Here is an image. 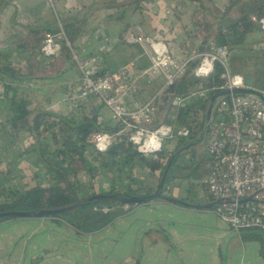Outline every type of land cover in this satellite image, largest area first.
Listing matches in <instances>:
<instances>
[{
    "label": "crops",
    "instance_id": "obj_1",
    "mask_svg": "<svg viewBox=\"0 0 264 264\" xmlns=\"http://www.w3.org/2000/svg\"><path fill=\"white\" fill-rule=\"evenodd\" d=\"M11 1L14 0L0 2V63L23 65L31 58V40L34 38V35L30 34L31 29L44 30L49 34V31L56 29L57 22L65 25L85 21L81 34L74 44L75 48L83 57L93 53L100 54L105 68L111 71L129 63L134 65L142 58L141 48L138 45L127 44L124 40L125 33L130 30L134 35H148L160 27L158 24L162 19L170 28L166 33L170 51L179 56L180 43L185 40L184 29L190 25L191 14L195 9V5L190 1L168 8L164 0H154L133 11L129 7L111 3L112 0H53L52 6L48 5L47 0H15L20 6V11L16 12L9 7ZM201 1L207 5L206 7L214 5L216 9L221 7L225 10L224 0H211L212 3ZM254 1H237L231 8L228 19L236 20L241 12L248 11L254 5ZM166 9L172 13L170 16H164L163 12ZM17 16L27 20L26 26L23 27L27 34L15 30L16 26H20ZM247 37L250 47L247 50H243L242 47L235 49L229 56L235 54L243 57V77L253 87L256 84L255 78L245 77V70L249 67V60L252 61L250 66L254 72L261 66L262 59L257 60V57L264 56V31L252 33ZM25 39L26 43L23 41ZM105 39L108 40L109 51L101 53L100 48ZM58 74L56 77L31 82L27 99L29 110L44 109L61 116L68 115L65 102L66 88L69 84L78 83L79 74L71 61L65 62ZM37 81H40L42 86L34 89L33 83ZM54 86H58L61 92H54ZM2 92L0 86V124L6 118V111L1 106ZM126 102L128 107L139 104L135 93H132ZM98 113L102 123L111 122L106 109L101 107ZM28 136V133L22 132L18 142L13 144L14 148L11 146L13 150L11 148L7 151L15 154L17 151L15 148L26 149ZM7 141V137L1 135L0 131V149L7 146ZM23 161L25 159L22 157L13 158V167L21 169ZM28 161L31 162L29 158ZM135 162L126 166L132 168L128 171L130 176L128 178L124 176V181L120 183H117V177L121 176L118 171L114 174L110 172L103 174L97 181L96 191H106L113 186L125 190L129 184L132 190L141 185L154 188L155 191L158 182L156 176L147 173L143 166L135 169ZM21 170L22 172L18 170L20 174L16 175L26 177L25 171ZM177 176L172 180L173 186L180 182L181 174ZM26 184L24 181V185ZM172 197L183 198L181 194ZM164 213L168 219L163 218ZM183 213L186 216L181 215ZM193 215H200V219H195ZM215 216L217 218L215 211L193 210L157 200L141 204L118 215L108 226L90 234H78L67 225L59 224L51 218L4 221L0 223V264H26L28 253L29 256L40 253L39 260L35 259L34 264H105L104 258L106 259L107 253L115 251L122 263L130 260L128 264H134L136 261L138 264H208L202 259L207 244L211 246L209 251L213 249L212 254L215 256L221 250L222 241L233 239L234 235L236 239H240L239 235L220 219L222 223L219 224L216 220L213 228L208 220ZM107 243H111L112 247L107 248ZM172 252L176 254L173 256ZM210 264L219 262L214 261Z\"/></svg>",
    "mask_w": 264,
    "mask_h": 264
},
{
    "label": "trees",
    "instance_id": "obj_2",
    "mask_svg": "<svg viewBox=\"0 0 264 264\" xmlns=\"http://www.w3.org/2000/svg\"><path fill=\"white\" fill-rule=\"evenodd\" d=\"M185 1L194 4L195 9L191 14L190 25L184 29L185 40L180 43L182 53L194 48L196 46L195 40L199 36L202 38L200 46H203L205 42L214 41L219 47L226 46L230 54L235 49H241V45L249 34L261 31L260 25L253 22L250 17L254 16L257 20L264 17V0H255L254 5L248 11L244 10L236 18L245 14L246 17L237 24L226 26L224 23L229 20L231 8L239 0H224L226 1L225 10L218 7L217 9L221 11L222 15L218 18L212 17V21L207 20L205 14L210 11L207 10V5L201 0H164L168 8L183 5ZM206 1L212 3L211 0ZM152 2L154 0L111 1V3L118 4L117 6H126L133 11L144 7L145 3ZM84 24L85 21L75 24H62L63 32L72 46L81 34ZM55 28V30L49 31V34H46L44 30L31 29L30 34L34 35L33 40H31L32 47H30L31 58L25 64L0 63V86L3 91L1 106L6 111V118L0 124V131L1 135L8 139V147L5 146V148L0 149V213L56 210L79 204L86 198L97 194H115L118 196L152 194L154 188L138 185L136 190H132L130 184L125 187V190L113 186L109 190L98 192L96 191L97 181L107 172L114 174L113 166H117L122 171L121 174L128 178L130 176L128 171L132 168L125 170V164L130 166L137 160L147 173L156 176L158 186L170 157L180 148L189 143H194L200 138L205 125V113L209 100L217 93L213 90L208 93L205 99H198L183 107L170 108V112L175 115L174 124H181L189 132L187 140H179L176 143V149L172 154L166 155L162 150L153 156H145L138 153L131 145L126 146L124 142H115L106 153H97L88 143L90 136L98 132L114 133L118 128L112 122L102 123L100 121L98 112L101 106L95 103L94 99L87 104H79L76 107L77 116L73 115L72 112L67 116H61L44 109L32 111L27 107L31 82L58 76L65 62L71 61L70 52L65 46L62 47L61 53L56 59H48L40 54L39 49L42 40L47 35L55 33L57 26ZM23 41L26 43V39ZM260 59H262L260 61L261 66L256 69L254 75L256 84L253 87L256 89L264 88V56L257 58V60ZM71 63L75 66L72 61ZM194 65L190 66V71ZM229 65L233 74L244 75L242 56L235 54L229 56ZM148 66L149 63L144 57L133 65L135 73ZM260 68H262L261 72ZM221 73V67L215 65L213 74L202 83L203 87L212 90L213 87L220 86L222 83ZM197 84L199 82L192 75H189L174 89L178 94H185L187 89L192 86L195 87ZM22 132L29 134L26 149L18 147L14 149L17 150L15 154H10L7 150H11V146L18 142ZM203 140L204 138L201 142ZM16 157L25 159L20 168L25 171L26 177L19 175L18 170L22 172L21 169L13 167L12 159ZM28 158L31 162L28 161ZM180 161V157L172 161L163 190L168 183L173 185L172 180L177 174H181V171L187 173L184 176H196L198 164L188 168L181 165ZM120 171L118 170V174ZM16 173H19L18 176ZM23 180L27 183L26 185H24ZM202 187L206 193V186L203 185ZM162 194L171 197L166 192H162ZM185 201L189 202L188 198ZM209 201L211 200L206 199L205 204L210 203ZM137 206L139 205H119L114 200L104 199L87 207L76 208L48 218L58 221L59 224L67 225L78 234H90L103 229L118 215ZM216 208L218 206L208 210L215 211ZM4 221L9 220L0 219V223ZM237 234L242 241L261 242L264 237V233L257 228L240 230ZM134 264H138V262L136 261Z\"/></svg>",
    "mask_w": 264,
    "mask_h": 264
},
{
    "label": "built area",
    "instance_id": "obj_3",
    "mask_svg": "<svg viewBox=\"0 0 264 264\" xmlns=\"http://www.w3.org/2000/svg\"><path fill=\"white\" fill-rule=\"evenodd\" d=\"M47 3L52 6L53 0H47ZM9 7L20 11L15 0L10 2ZM163 13L164 16L172 14L168 9ZM250 18L264 31V17L259 20L254 16ZM17 19L20 26H16L15 30L27 34L23 28L27 20L18 16ZM159 23L160 27L148 35H134L130 30L125 33L126 43L138 45L142 51L141 57L149 63L138 73H135L131 63L113 71L107 70L98 53L81 56L80 51L68 42L60 22H57V31L42 40L39 50L48 59L58 58L63 46L70 52L79 81L66 88L68 115L72 112L77 116L76 107L94 99L95 103L109 112L111 122L117 125L118 129L114 133L98 132L90 136L88 143L97 153H106L113 143L124 142L142 155L153 156L163 150L164 139L174 132L175 115L170 112V108L205 99L213 90L217 93L230 91L229 95L216 99L203 129L206 155L209 156L207 199L211 200L209 202H221L215 214L231 230L239 232L257 228L264 233V104L255 95L232 93L233 90L250 89L264 97V88L256 89L242 75L233 74L228 48L219 47L214 41L200 46L202 38L198 36L194 48L185 53L180 50L179 56L174 55L166 38L170 28L164 19ZM107 51L109 45L105 39L100 52ZM193 64L194 68L190 71ZM215 65L222 69V83L209 90L202 83L213 74ZM159 75H163L164 85L156 95L148 103L128 107L126 100L134 93L135 79ZM189 75L199 84L188 94L176 93L174 87ZM163 97H166L163 105L165 121L153 129L157 125L155 115L158 102ZM176 136L188 139L189 132L183 127L176 131ZM126 166L125 170L128 169ZM248 198L252 200L239 203ZM227 201L232 203L228 204Z\"/></svg>",
    "mask_w": 264,
    "mask_h": 264
},
{
    "label": "rangeland",
    "instance_id": "obj_4",
    "mask_svg": "<svg viewBox=\"0 0 264 264\" xmlns=\"http://www.w3.org/2000/svg\"><path fill=\"white\" fill-rule=\"evenodd\" d=\"M187 8H185V9L187 10ZM194 8H195V6H194ZM207 10L210 11V12L208 11L209 13L205 14L208 21H212V17L218 18L222 15L221 11H219L218 9L216 10V6H214V5H211V7H208ZM247 38L248 37L245 38V41L241 45L243 50H247L250 47V45L247 41ZM110 44H112V43H110ZM257 58H259V57H257ZM249 63H250L249 67H247L245 70V77H247V78L253 77L254 78L255 72L253 71V69L251 70V66H250L252 61L249 60ZM255 71H257V70H255ZM261 71H262V68H260V72ZM249 84L251 85L250 82H249ZM163 85H164L163 75L156 76L155 78H148V77H143L140 79L136 78L134 83H133V91L135 93L137 101L141 104H144V103H148L156 95V93L163 87ZM41 86H42V83L40 81L33 83L34 89H39V88H41ZM185 86H187V85H185ZM53 88H54V92L55 91H58L59 93L61 92L58 86H54ZM192 89H194V86L187 89L188 91L185 94H188V92ZM47 90L50 92V88H48ZM53 96H54V94H53ZM160 111L162 112L161 118H160V123H161L163 120L165 121V117H164L165 109H164V107H161ZM167 112H169V111L167 110ZM155 123L158 124L157 115H155ZM182 128H183V126L181 124H179V123L175 124L173 134L164 139L163 152L166 155L172 154L175 151L176 143L179 140H187V138H180L179 139V137L176 136V131H178L179 129H182ZM165 151H167L168 153ZM180 158H181V161H180L181 165H183L184 167L190 168L192 166L194 167L195 164H198L196 176L189 175L187 177V176H184V174L187 175V173H183V171H181V176L179 178L180 182L176 183V184L174 183L175 184L174 186L170 185V183H168L165 186V189L163 190V192L168 193L171 197L173 195L181 194V197H183V198H181L182 200L183 199L186 200L188 198L189 202H194L195 204H205V199H207V197H206V193H205L202 186L203 185L206 186V184H207L208 161H209V156L206 155L205 143L200 142L196 145H193V147H191L189 150H186L183 153H181ZM186 158H188V160H186ZM141 166H142V164L136 160V162H135L136 168L135 169L140 168ZM112 168H113V173H117L118 170L120 171V169H118L117 166H113ZM121 172L122 171H120V173ZM117 178H118L117 183L124 181V174H121V176H119ZM203 182H205V183H203ZM181 215L186 216V215H184V213ZM163 216H164L163 217L164 219H168L166 217L167 215L165 213L163 214ZM193 216H195V215H193ZM199 217H200V215H196L194 218L200 219ZM214 218L212 217L208 220L209 224L213 228H215L216 220L219 224L221 222L218 217L216 218V216H215ZM193 228H195V227H193ZM207 238L209 239V237H207ZM236 238L237 237L234 235L233 239H226V240L222 241L220 243L221 250H220L219 254H217L215 256L212 254L213 249L211 251H209L211 246H209V244H207V246L205 248L206 252H203V257H202L203 261L207 262L208 264L213 263L214 261L219 262V264H221V262H222V264H238V263L239 264H245L247 262L249 264H264V237L261 240V242L242 241V240L240 241L239 238L238 239H236ZM106 247L110 248V247H112V244L107 243ZM170 251H173V250H170ZM116 254H117V251H115V253H107V255L105 256L106 259L104 258L105 264H110L113 262H116V264H128V262L130 261V260H128V261L122 263L120 261V259L116 256ZM175 254H176V252H172L173 256ZM39 255H40V253H35V254H32L29 256V253H28L26 264H34L35 259L39 260V257H40ZM94 255L97 256V254L95 252H94Z\"/></svg>",
    "mask_w": 264,
    "mask_h": 264
},
{
    "label": "water",
    "instance_id": "obj_5",
    "mask_svg": "<svg viewBox=\"0 0 264 264\" xmlns=\"http://www.w3.org/2000/svg\"><path fill=\"white\" fill-rule=\"evenodd\" d=\"M244 17H246V14L237 18L236 20H228L224 23V26L230 25V24H237ZM232 93L233 94H242V95H246V94L255 95V96L259 97L264 104V97L255 90L238 89V90H233ZM229 94H230V91L218 92L210 98L209 105H208L207 111L205 113V122L204 123H206L209 120L211 110H212V107H213L216 99L219 97H222V96H227ZM165 100H166V97H163L158 102V108H157V112H156L158 124L153 129H156L160 125V118H161V114H162V112L160 111V108L163 107ZM202 139H203V132L200 135V138L198 140H196L194 143L187 144L183 148H180L170 157V161L168 162L166 168L162 172V175H161V178H160V181L158 183L157 188L150 195H146V196L145 195H143V196H137V195L118 196L115 194H97V195H92V196L86 198L83 202H81L79 204H75L72 206H68V207H64V208H60V209H56V210L0 213V219H8V220L43 219V218H48L51 216L61 215L67 211H71V210L76 209V208L87 207L96 201H100V200H104V199L114 200L119 205H141V204L149 203L153 200H163V201H166L169 204H172L175 206L190 208V209L199 210V211L208 210V209L213 208L215 206H219L221 204V202H218V201L217 202H210L207 204H188L187 202H185L182 199L167 197V196L162 194L163 188H164V183H165L169 168L172 164V161H174L175 159H178L180 157L181 153L190 149L191 147H193V145L200 143ZM251 200H252V198H248V199L239 201V203L244 204V203L249 202ZM226 203L231 204L232 201H227Z\"/></svg>",
    "mask_w": 264,
    "mask_h": 264
}]
</instances>
